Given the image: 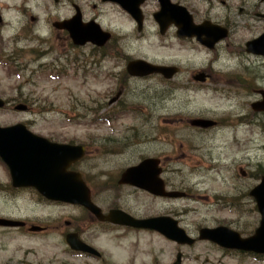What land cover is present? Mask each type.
Instances as JSON below:
<instances>
[{
	"label": "rangeland",
	"instance_id": "rangeland-1",
	"mask_svg": "<svg viewBox=\"0 0 264 264\" xmlns=\"http://www.w3.org/2000/svg\"><path fill=\"white\" fill-rule=\"evenodd\" d=\"M73 2L83 7L85 22L95 20L115 34L106 57L95 54L91 45H71L68 35L52 27L55 21L74 16L69 5ZM66 3L0 0L4 24H0V98L9 104L0 110V126L23 123L42 137L87 144L89 153L81 168L90 176L96 204L105 213L121 208L137 218L171 216L195 238L201 227L220 225L243 237L252 235L260 216L246 193L258 183L256 172L264 169V116H254L251 104L257 100L254 89H264V61L241 54L232 45L246 44L264 32L258 20L237 17L240 7L248 9L257 0H188L199 17H235L238 30L231 47L220 53L197 47L184 50L172 34L162 38L152 17L158 5L152 2L144 10L148 21L142 32L118 5H104L101 0ZM131 59L182 63L178 83L209 68L214 81L181 84L174 90L176 81L167 88L157 76L130 78L126 67ZM236 75L244 79V88L239 89L243 92L229 100V90H237L236 85L223 80ZM246 85L253 90H246ZM119 91L121 99L111 106ZM18 104L28 110L15 111ZM119 109L122 113L108 117L109 111ZM197 118L222 125L199 131L190 126ZM157 156L164 160L170 191H185L187 199L155 198L118 186L122 170ZM10 182L0 163V215L52 223L53 230L45 238L0 235L1 264L11 258L14 264H174L178 253L187 258L184 264H264L262 259L210 243L188 248L153 231L107 229L79 207L46 205L33 190L11 194ZM78 231L102 253L99 259L67 253L63 236Z\"/></svg>",
	"mask_w": 264,
	"mask_h": 264
},
{
	"label": "water",
	"instance_id": "water-1",
	"mask_svg": "<svg viewBox=\"0 0 264 264\" xmlns=\"http://www.w3.org/2000/svg\"><path fill=\"white\" fill-rule=\"evenodd\" d=\"M104 1H112L121 5L138 23L141 22L139 6L145 0ZM157 1L161 3V11L155 15V18L160 23L163 32L167 26L175 24L178 26L180 37H199V33H204L211 37L207 43L209 47H212L214 42L225 36L224 32L219 33L216 30L217 33L213 32L209 25H204L201 28L196 27L187 10L178 5H172L169 0ZM54 26L57 29L68 30L75 45L81 46L91 42L101 46L109 39V35L104 34L98 25L93 23L82 25L80 13L72 20L58 22ZM247 51L264 56V35L247 43ZM127 69L130 75L136 77L161 73L165 77L171 78L176 73L173 68L154 66L144 61L130 62ZM204 78V75L196 77L198 80H204ZM3 107H5V102L0 99V108ZM252 108L254 111L264 112V100L253 104ZM15 109L25 111L27 107L21 104ZM213 124V122L206 120L193 122V125L203 128L210 127ZM83 156L82 148L51 143L33 134L23 124L6 128L0 127V157L9 167L14 187L36 188L42 196L49 200L82 205L103 221L106 220L114 224L138 229L156 230L168 239L182 245H192L194 243V240L178 227L177 221L167 217L137 220L119 210L111 211L106 217L102 216L101 210L91 202L90 191L83 182L81 175L68 172L70 165ZM158 164V160L145 159L139 165L127 169L122 174L119 183L131 185L156 196L172 198L184 196L181 193H167L165 191L164 184L159 178L161 171ZM251 196L256 200L258 211L261 214L260 226L252 237L243 239L237 232L226 227H219L202 229L199 239L209 240L223 248L264 254V177L262 183L251 191ZM0 225L19 226L22 223L0 219ZM68 242L75 250H91L74 236L68 237Z\"/></svg>",
	"mask_w": 264,
	"mask_h": 264
},
{
	"label": "flooded vegetation",
	"instance_id": "flooded-vegetation-1",
	"mask_svg": "<svg viewBox=\"0 0 264 264\" xmlns=\"http://www.w3.org/2000/svg\"><path fill=\"white\" fill-rule=\"evenodd\" d=\"M61 1H62V4H64V5L67 6L68 3H66V1H68V0H60L58 4H60ZM177 3L184 4L188 8V10L192 14L193 21H194V24L195 25H201V24H203L205 22H208V23L211 24L212 27L214 26L213 27L214 29L217 28V29H220L222 32L227 33L226 38H223L220 42H217L213 46L212 49H209V48L205 47L204 45H202V43H200L196 38L195 39L194 38H191V39H189V38H186V39H178L176 37L177 38L176 40L183 45L184 50L190 51V50L194 49V47H197V48L203 49L205 51L207 50L209 53H220L222 50L231 47L230 41L234 37V35L236 34V31L238 30L237 21L234 20V18H235L234 16L232 17L230 14H226L223 18L217 19V18L212 17L210 14H206V15H203V16H200L199 17V16H197L195 14V10H193L192 6L189 5L188 0H179ZM223 3H225V2H223ZM263 4H264V2H261L260 0H257V3L253 4L248 9L245 8V7H240L239 8V11H238L239 14H238L237 17L244 18V19H249V20L250 19L258 20L259 22H261V23L264 24V7H263ZM69 5H70L71 8L74 7V10L78 9V7H79V9H80V11L82 13V16L84 18V12L82 10L83 7H81L80 5H78L75 2L70 3ZM94 7H96V6H94ZM145 8H147V4L143 7V10H145ZM143 14H144V25H143V28L142 29L145 28V25H146V23L148 21V17L145 15V13H143ZM172 31H174V33H172ZM61 32L64 33V34H67V32H65V31H61ZM170 34L176 35V29L174 27H171L168 30L167 34L164 37H162V38H167L168 36H170ZM234 44H235V46L232 45V47L240 48L241 49V54H243L246 51L245 50V43L244 44H241V43H238V42L236 43L235 42ZM232 52L239 53L236 50H232ZM260 59L262 61H264V58H260ZM161 64L162 65H176L179 68V75H183V66H182V63L172 62V60H170V61H162ZM206 74H208V76H209L207 78L206 82L214 81L213 75H212V71L210 69H208V71L206 72ZM176 80H177V78H175L173 81H176ZM243 81H244V79L241 78V77H239V78L233 79L230 82V85H236V89H237L235 91L229 90V95L231 97H235L238 94H240V93L243 92L242 90H239L241 88L242 89L244 88ZM185 84H188L190 86V85L196 84V82H194L192 78L191 79L189 78L185 82ZM261 90H264V89L257 88V89H254V91H253L254 92L253 95L256 97L257 100L260 99L259 91H261ZM260 115L261 116H264V113H257L255 116H260ZM217 123L219 125H217L213 129H216V128H219L220 127L221 122H217ZM160 160H161V164H162L161 165L162 172H163L162 176H164V174H165L164 160H163V158H160ZM73 167L76 168V165H74ZM165 184H166V186L168 185L167 182H165ZM167 189H168V187H167ZM50 205L52 207L60 206L59 204H55V203H50ZM80 208L90 216V218L92 219V221H95L99 225L101 224V226H106V227L113 226V225H111L110 223H107V222H103V223L99 222L98 220H96V218L92 214H90L89 212H87L84 208H82V207H80ZM113 209H115V208H113ZM110 210H112V209H110ZM0 217L1 218H4V216H1V215H0ZM32 226H39V230H31V227ZM51 230H53L52 223L34 224V223L29 222V221H26L25 227H23V226L22 227H0V235L3 237V239H8V238H10L13 235L20 236V237H22V236H24V237H37V236L43 237L45 235H49L50 232H51ZM79 232L80 231H78L77 234L80 236V233ZM67 235L66 236H63V238L64 237L66 238ZM84 242L86 244H88L86 241H84ZM2 249L6 250L7 248L5 246H3ZM185 261H187V259H185V257H181L179 264H184ZM0 264H1V260H0ZM3 264H14V260H12V258H11L7 262H4ZM20 264H31V263L22 262Z\"/></svg>",
	"mask_w": 264,
	"mask_h": 264
}]
</instances>
